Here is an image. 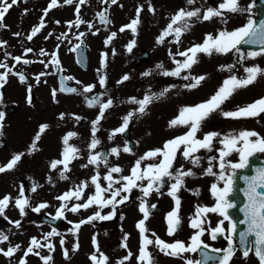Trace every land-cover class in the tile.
<instances>
[{"label": "rangeland", "instance_id": "374dc122", "mask_svg": "<svg viewBox=\"0 0 264 264\" xmlns=\"http://www.w3.org/2000/svg\"><path fill=\"white\" fill-rule=\"evenodd\" d=\"M44 1L39 0V3L41 4ZM219 1L223 2V0ZM253 4L254 0H239V5L245 9V13H225L223 18L215 17L203 22L200 19L192 18L189 21L191 27L181 36V39L186 41L181 48L190 42H198L197 45L202 44L206 35L216 37L220 31L231 32L245 26L248 20L253 18L254 6L250 10L248 9V6ZM31 5L28 7H14L3 22L5 27L0 30V44L3 45V47H0V62L11 68L12 72L17 73V75L7 74L6 82L3 85L4 94H0V112L5 114L4 120L0 122L2 124V127H0V166H5L14 155L23 153L21 161L13 170L0 173V199L5 196L11 197L9 207L5 212L7 219L0 217V232L9 237L8 241L0 243V250L7 251L9 247L20 246L11 258L0 254V264H19L21 259H24L26 264H43L41 257L49 255H51L49 264H90L87 259L90 260L89 257L94 254L99 258L102 252L107 254V264H118V261L123 260L129 252L134 250L139 234L136 228L139 220H132L134 219L135 210L132 203H125L116 207L112 220H98L91 224L82 225L75 236L72 234V224L79 223L81 220L93 215L98 210L95 205L87 210L81 209L75 214L65 210L63 223L58 227L38 221V215L56 214L57 209L61 206V201L57 197L70 190H75L81 183L87 185L83 191L82 199L77 201L73 198L65 203L69 207L76 203H84L88 196L95 194V186L91 185V178L95 175L99 176L98 182L101 187L107 188V181L103 177L108 174L110 167L118 166L122 169V172L112 174L114 180H121L120 184L117 186L114 184L113 187L120 188L123 185L121 178L130 176L131 165L133 162L136 163V160L131 159L133 157L139 159L138 157L135 158V155L146 152L150 147L159 146V142L152 139L153 135L148 136L150 133L159 131L163 136L168 137L180 131L178 127L181 126L169 127V116L174 110H181L179 109L180 106L183 108L192 107L206 102L222 86L224 80L232 76L238 79L245 78L247 74L244 70L247 67L258 66L260 69H264V55L249 59L247 54L256 51L247 50H233L225 55L214 53L211 56H206L199 54V62L190 70L182 71L180 77L184 75L190 77L203 75L206 79L197 88L189 90L185 86L189 85L192 82L191 80H183L174 76L145 79L143 76V73L147 72L148 69L154 68V76H157L159 70L156 66L158 64L163 65L165 71H174L171 68L168 54H166L168 50L174 48L173 42H167V50L159 48L156 56L161 59L160 62L157 60L151 65L140 64L136 66L129 60V55L125 52L127 50L126 37L119 35L115 45L109 43L106 46L101 41L89 43L88 33H85L87 36L84 42L88 43L90 52V64L87 70L78 68L70 60L68 52H65L67 50H62L64 70L70 75L69 77H72L70 81L76 83L79 87V91L75 93H64L59 90L51 69L47 70L45 68V64L49 60L47 57L50 50L47 44V32H40L31 41L26 38L31 34L27 31L28 26L35 21V18L28 21L25 15V12L28 15L31 14ZM171 18V16L167 17L166 25L171 22ZM118 20H115V24H118ZM177 26L179 25H175L174 28ZM16 33H19V35H14ZM59 38L56 41L62 39ZM90 39L96 40L94 37ZM61 42L63 43L62 40ZM51 43L52 47L55 40ZM63 45L66 44L63 43ZM140 45L135 48L137 51ZM27 49H32V51L25 55ZM41 50L47 55H41ZM137 51L134 50V52ZM100 53H103L105 58L106 66L103 69L101 68ZM178 53L177 56H180ZM15 57L33 61V63L27 65L17 64ZM182 58L184 59V57ZM40 61H43V63H40ZM5 73L6 69L0 68V74ZM21 73L25 77L24 83L19 80V74ZM41 73H44V75H41ZM105 73L108 74V78L105 79V86L101 88L99 79ZM124 75H128L129 79L123 83H118ZM37 76H40L39 82L35 79ZM89 85L94 86L93 91L83 93V87ZM29 89H31L30 93L33 94L31 103L28 102ZM165 89L169 90L163 96H160V93L164 92ZM54 90L56 92L55 98L52 95ZM150 94L157 97L150 107L151 112L154 108L156 112L166 115V120H164L165 118L160 120L157 116L151 120V116L147 114L149 108L144 114H139V106L128 102L129 98L141 100L145 95L150 96ZM93 96H101L100 103H105L108 99L113 101V106L105 111L104 117L96 126L98 129L100 128V131L96 132L95 137L92 135V123L99 115V104L93 107L87 106V99ZM261 98H264V75L259 76L256 82L248 87L236 90L222 105V111H236ZM6 105L14 107L15 111L5 112ZM129 112L134 113L130 120L133 127L131 136L137 144L136 150L132 151L130 149V153H125L123 148L127 145L123 133H118L112 138H110V134L123 125V118ZM61 114H63V119L60 118ZM261 115L255 118L234 120L226 119L219 112H216L202 123L197 136L202 140V136L208 133H220L222 136H227L229 133L237 134L240 131L249 130L255 131L261 137H264V118H261ZM77 117L80 119H76ZM41 125H47V129L41 134V138L37 142L38 150L31 151V154H29L30 146ZM68 133H75L76 135L69 139L68 145H65L64 137ZM155 137L159 138L158 134ZM93 139L98 140L99 144L96 149L90 150ZM65 147L76 148L78 158L73 159L69 164L70 171L65 173L68 179L62 180L60 179V172L63 170V166L58 165L56 170H51L50 164L54 160L59 161L62 159ZM112 148L118 149V156L111 154ZM212 148L211 152L200 150L195 153L196 156L200 157L199 166L193 167L197 169V172L194 177L185 178L184 186L179 191L183 198L182 212L179 216L184 221L183 229L185 230L189 227L185 223L190 220V212L196 210L194 202L199 207L214 206V198L207 187L213 183H216L218 187H223V182L217 179L220 171L218 153L222 149L219 138L213 141ZM102 151L107 156L106 164L103 160L95 165L88 164L90 154H101ZM262 156H264V153H262ZM179 158L178 156L177 160ZM210 158H215L211 164L209 163ZM226 160L230 163L239 162L236 153L227 157ZM150 162L154 163V161L141 162V168ZM209 167L212 168L214 175H204ZM180 168H182L181 165L174 166L173 171ZM140 183L144 185L143 181ZM171 183H174V181H166L164 185L168 187ZM21 186H23L24 198L29 200V207L25 209L24 216H21L19 210L15 207V200L20 198ZM33 187H36L35 192L31 191ZM197 190L199 194H195ZM121 195L125 194L121 193ZM105 197L110 198L109 193H105ZM139 197V192H136L134 201L141 200ZM41 203H46L49 207L42 209L39 213L33 212L32 208ZM160 203L161 201L157 197H151L147 202V206L160 205ZM139 204L136 205V208L139 207ZM168 207L169 204L160 206L152 217L160 218ZM111 211L110 206L104 208L101 214L107 215ZM138 213L139 215H135L136 218L138 216L143 217L140 211ZM216 216L220 217L217 214L209 213L206 218L214 220ZM8 220L20 221L21 226L19 228L13 227L12 224L8 223ZM147 227L151 229L152 225L150 224ZM53 229H56L60 235L45 241V235ZM126 234L128 240L124 241L123 237ZM93 236L96 237L98 242L99 252L93 247ZM177 236H181V234H176ZM32 238L39 241L43 247L37 250L39 255L24 256V252L30 246ZM61 239L65 242L63 247L60 244ZM48 242L53 245L51 252L46 246ZM122 242L127 244V248H118V244ZM75 244L79 245V249L73 252L72 249ZM65 251L68 252V259H65ZM157 254L154 255L158 258V260H155V264H162L163 260L159 259L160 253ZM251 258L252 256L249 254L246 261L242 262L241 259L243 258L237 255L230 264H250L251 260L254 261ZM135 261L134 257L131 256L124 261V264H135Z\"/></svg>", "mask_w": 264, "mask_h": 264}, {"label": "snow or ice", "instance_id": "6c2138e0", "mask_svg": "<svg viewBox=\"0 0 264 264\" xmlns=\"http://www.w3.org/2000/svg\"><path fill=\"white\" fill-rule=\"evenodd\" d=\"M87 0H79L76 4V15L77 19L68 24V27H79L82 23H84L80 17V6L85 4ZM104 3H107V0H103ZM18 3V0H11L9 3L8 0H0V28L5 27L3 24V20L5 15L9 12V10ZM65 4L72 5L74 0H64ZM112 4L117 3V0H111ZM195 3V0H187L188 5H192ZM60 6L58 4V0H50L48 8L45 10L44 15L48 14V11L52 10L55 7ZM253 5H249L248 9L250 10ZM142 9L137 8V16L133 19L128 25L122 26L119 31L124 32L126 30H131L133 35L137 33V28L140 23V13ZM149 11H153L150 7ZM245 9L241 8L239 5V0H223V2L218 5L216 8L209 7L206 11L203 12L201 17L200 9L186 11L184 9L179 10L172 18L171 22L167 25L166 30L161 34L157 39V44H160L164 41V39L169 35L175 36V42H179L180 37L186 32L190 27L189 21L192 18L200 19L203 21H209L215 17L223 18L225 13L235 14V13H243ZM98 18L101 23L108 24L110 21L107 16L103 12L98 14ZM58 23V22H57ZM181 24V26L175 25ZM45 27L43 19H41L39 26L34 27L26 38L31 41L40 31ZM89 29L93 27L92 24L88 25ZM93 35L96 33L93 32ZM14 35H19L16 33ZM51 35V34H49ZM66 35V34H65ZM85 35L84 33H80L75 39L80 40V37ZM116 33H112L105 40V45L107 46L110 41L115 39ZM58 39H60L58 37ZM241 44L244 45H257L260 48V51L250 52L247 54V58L255 59L257 56L264 55V20H261L257 25L255 21L252 19L248 20V23L245 26H242L239 29L233 30L231 32L228 31H220L216 37L212 35H206L204 41L200 45H194L193 47L187 49L184 52H179L178 55L184 57L182 63L173 60V63L177 65L174 71H162V75L164 76H174L180 77L182 71L190 70L194 65H196L198 60V55L203 54L206 56H211L215 54H228L233 50H238ZM135 46V40L131 41L127 45V51L130 53ZM0 47H3L0 44ZM81 45L77 44L72 51H76L80 49ZM32 49H27L26 53H30ZM41 55H47L43 50H41ZM171 55V53H170ZM17 64H30L33 61L22 60L20 57L14 58ZM43 63V61H40ZM53 65H57L59 62L56 59V54H52ZM47 64L45 67L47 68ZM105 58L104 54H101V68L105 67ZM158 69H162L163 65L158 64L156 66ZM0 68L6 69L5 74H0V87H3L4 83L7 79V74L17 75V73L12 72V69L9 68L6 64L0 62ZM245 73L247 74L245 78L238 79L235 76L230 77L223 81L221 87L218 88L216 93L212 95L206 102L198 104L192 107H184L180 110L178 116L169 122V127H185L188 130L182 136L176 137L172 140L166 141L161 149H155L147 152L142 158L138 159L131 169V175L127 177H122L123 185L120 188H114V184H120L121 180H114V173L122 172V169L118 166L110 167L108 170V174L103 177L105 181H107V188L101 187L99 181V176L95 175L91 178V185L95 186V194L88 196L84 203H76L71 207L68 206L66 201L72 200L73 198L77 201H80L83 197V191L87 187L85 183H81L75 190H70L67 193L57 197L58 200L61 201V206L57 209L55 216L52 219L55 221L57 219L64 218L65 210L77 213L81 209L87 210L94 205L98 208V210L91 216H89L85 220H81L79 223L72 224V234L75 236L79 229L84 224H91L94 221H109L114 218L115 209L119 205L125 204L128 199L131 191L134 188L139 187V190L143 193L141 197V202L139 204V211L142 214L143 218L139 220L136 224V228L140 235V247L139 254L137 256V264H155V261L148 251L150 246H155L160 252H162L166 256L173 257H183L184 253H196L201 252L202 249H208L209 251L215 253H222L219 256H208L206 253L201 252L204 257V261L207 260H219V264H230L231 258L235 254L236 245L234 243L233 236L236 233V224L229 218V210L236 207V205L229 201V197L233 194V185H234V177L236 175V170L244 169L247 167L249 158L254 156L256 153H264V137H261L259 133L255 131L243 130L237 134L229 133L227 136H222L220 133H208L205 134L203 139L197 138V133L200 130L202 123L209 118V116L213 113L219 112L226 119H248L255 118L264 114V98L254 101L253 103L239 108L236 111H222V105L234 94V92L240 88L248 87L249 85L256 82L259 76L264 75V69H260L258 66L255 67H247L245 68ZM44 75V73H41ZM144 76L150 75V72H144ZM183 80H191L192 82L189 85H186L189 90L197 88L202 81L206 79L205 76L201 75L199 77H190L189 75H184L180 77ZM37 82L40 80V76L35 77ZM66 79L71 80L72 77H67ZM129 79L128 75H124L118 83H123ZM19 80L21 83L25 82V77L21 73L19 74ZM105 78L103 75L100 76L99 84L101 88L105 86ZM79 83V82H77ZM94 86L89 85L83 87V93H91L93 91ZM60 90L63 92L65 88L63 83L61 84ZM169 89H165L164 92L160 93V96H163ZM29 93L31 89L28 90ZM67 92L75 93L76 89L68 88ZM55 98L56 92L55 90L52 93ZM157 97L145 95L143 99L137 100L136 98H129V103L137 104L139 114H144L148 105ZM101 96H93L90 99H87V106L93 107L94 105L99 104V115L97 119L92 123V135L95 137L97 131V125L100 120L104 117L105 111L113 106V101L108 99L105 103H100ZM28 102L31 103V97L29 96ZM4 113L0 112V122L4 120ZM134 116L133 112H129L123 118V125L114 130L110 134V138L114 137L118 133H124L129 125L130 120ZM61 119H63V114H61ZM76 119H80L77 117ZM2 127V124H0ZM47 129V125H41L37 135L35 136L32 145L30 146V152L38 150L37 142L41 138V134L45 132ZM75 133H68L67 136L64 137V144L68 145V141L70 138L74 137ZM219 138V142L222 146V149L219 151V175L217 176L218 181L223 182V187H218L216 183L211 185V194L214 198V206L212 207H197L195 210V214L193 218H190L189 226L195 230V234L191 237L190 243L186 246L183 242L177 241L175 243H166L162 241L159 237H156L154 240L150 239L146 233L149 230L146 228V221L149 219L150 210L149 206L146 205L145 199L149 197L153 192L160 193L161 188L164 186L166 181H174L171 183L167 195L172 198L174 201V208L171 212L167 213L165 217L166 225H167V235L173 236L179 229L181 224V219L179 216V205L180 201L177 198V192L183 186L185 182V178L194 177V173L191 170H184L182 168L175 169L173 171V165L177 158V153H180L185 160L189 161L193 167H198L200 164V157L196 156L200 150H207L211 152L213 150L212 144L213 141ZM99 141L93 139L90 144V150H94L97 148ZM181 148L183 151L181 152ZM77 149L74 147H65L62 153V159L59 161H52L50 164L51 170H56L58 165L63 166V170L60 172V179H68L65 173L70 171L69 164L73 159L78 158L76 156ZM123 152L130 153L131 150L129 147L125 146L123 148ZM233 153H236L239 158L238 163H230L226 160L227 157L231 156ZM111 154L114 156H118L119 152L117 148L111 149ZM23 153L16 154L12 157V159L5 165L0 166V173H4L6 171L13 170L17 164L21 161ZM157 157H160L158 163L150 164L147 167L141 169V161L142 160H155ZM215 158H210L209 163H212V160ZM101 160L106 164L107 156L103 154H90L88 164L95 165ZM211 167L206 169L204 175H214ZM247 183V188L245 190V196L247 203L241 209V212L244 215V219L240 221V223L246 225V230L239 233V244L241 246L243 257L245 259L248 258L250 252H252L259 264H264V191H258V189H264V169L257 170V174L252 178H245ZM147 181L146 185H143L139 182ZM31 191L35 192L36 187H33ZM105 193H109L110 198L105 197ZM124 193L125 195H121ZM195 194H199V191ZM119 198V199H117ZM11 197L5 196L0 199V217L7 219L5 212L9 207V202ZM112 211L107 215H102L101 212L104 208L110 207ZM15 207L19 210L20 215H25V209L29 207V200L24 198V190L23 186H21L20 190V198L15 200ZM49 207L46 203H41L37 207L32 208L33 212L39 213L42 209ZM151 209H155L156 205H151ZM214 213L223 219L217 224V226L213 228H209L208 232L210 234V238L215 241L216 238L220 235L225 234V229L222 227L224 221H228L227 234L225 239L227 240V248L225 249H209V246L204 244L201 240V237L205 234L203 225L207 223L206 217L207 214ZM123 219V217H121ZM9 224H12L13 227L19 228L21 226L20 221H11L8 220ZM60 233L53 229L50 233L45 235V241H48L51 237L59 236ZM151 236L155 237V233H150ZM249 237H253L254 239L251 242V245L245 247L246 242ZM9 237L5 235L3 232H0V243L8 241ZM124 241L128 240L127 234L123 237ZM93 247L99 252L98 244L96 237L93 236ZM64 240H60V244L63 247ZM49 252L53 250V245L51 243L46 244ZM19 245L15 247H9L7 251L0 250V254L5 257L11 258L16 251L19 249ZM43 246L39 241L35 238H32L30 241V246L24 252V256L28 255H39V249ZM121 247L127 248V244H121ZM79 245H73L72 251H78ZM131 252L128 253V256L124 257L123 260L118 261V264H124V261L131 257ZM65 259H68V252H64ZM90 260L93 264H107V257L102 253L99 256L91 255ZM43 264H49L51 260V255L47 257H41ZM19 264H26L24 259H21ZM185 264H201V261H191L185 259Z\"/></svg>", "mask_w": 264, "mask_h": 264}, {"label": "flooded vegetation", "instance_id": "af4514ba", "mask_svg": "<svg viewBox=\"0 0 264 264\" xmlns=\"http://www.w3.org/2000/svg\"><path fill=\"white\" fill-rule=\"evenodd\" d=\"M8 2L10 3L11 0H8ZM78 2H79V0H74V3L72 5H68V4L64 3V0H58V4L60 6L55 7L52 10L48 11V14L45 16L44 12L48 8L50 0H45L41 4L39 3V0H18V3L16 5H14L4 17V20H5L6 17L9 16L11 10L14 7H17V6L28 7L31 5V3H33V5H31L32 8L30 9L31 14L28 15V13L25 12V15L27 16L28 21L35 18V21L33 23H30V25L28 26L27 31L31 32L34 27L39 26L41 19H43L45 27H43L40 32H47L46 33L47 34L46 37H48V43L47 44L50 48L49 55L47 57L49 59V60H47L48 66H47V68L46 67L45 68L47 70L51 69L52 75L55 77V80L58 83L59 90H60L61 86H60V83L58 81L56 71H58V72L60 71L66 78L70 76L64 70L63 56L61 54L62 50L63 51L67 50L65 52H68V54L70 55V60L81 70H87L89 67V64H90L89 46H88V43L86 44L84 42V39L87 35L81 36L80 40L75 39V37L78 36L80 33H84V34L88 33V38H89L88 42L89 43L96 42V41H99V42L101 41L102 43H105V40L112 33H116V37H115V39H113L112 41L109 42L110 44L113 43L115 45L116 39H118L117 37H119V35L127 38L126 47L131 41L135 40V46L133 47L132 51L129 53L126 50L125 52L129 55L128 56L129 60L132 63H134L136 66H138L140 64L151 65L154 63V61L157 62V60L160 62L161 59H158L156 56L159 48H163L164 50L165 49L167 50V47H166L167 42H173L174 48L168 50V53H166V54H168V59L170 60L171 68L173 70H175L177 65L173 63V60L178 61L180 63H182L184 60L182 58V56H177V53L179 52V50H180V52H184L187 49L193 47L194 45H197L198 42H195V43L190 42L186 46H184L183 47L184 49H183L181 47L183 44L186 43V41L185 40L183 41L180 37V40L177 43V42H175V36L169 35L164 39V41L162 43L157 44L158 37H160L161 34L167 28V25H166V22L168 20L167 17H170V16L173 17L181 9L188 10V11L200 9L201 16H202L203 12L206 11L209 7L216 8L218 5L221 4V2L219 0H195V3L192 5H188L187 0H117V3H115V4H112L111 0H107V3H104L103 0H87V2L85 4L80 6V13H79V17L84 23H82L78 28L77 27L69 28L68 24L77 19L75 6ZM176 3H178V4L175 5ZM253 6H254V4H253ZM150 7L153 9V11H149ZM137 8L142 9V11L140 13V17H139L140 23H139V26L137 28V33L135 35H133L131 30H126L124 32H120L119 29L122 26L128 25L133 19L136 18ZM185 8H187V9H185ZM253 10H254L253 15H254L255 14V7L253 8ZM32 11H33V13H32ZM101 12H103L105 14V16H107L110 23H108V24L101 23L100 19L98 18V14ZM244 13H245V11H244ZM116 18L119 19L118 24H115V22H116L115 20H117ZM157 18H158V20H157ZM4 20H3V22H4ZM89 24L93 25L91 30L88 27ZM178 25L181 26V24H178ZM2 28H0V30H2ZM93 32H95L96 34L93 35L92 34ZM49 34H51V35H49ZM58 37L62 38L61 40L63 41V43L66 44L65 46L63 45L61 40L56 41V39ZM91 37L96 38V40H91L90 39ZM54 40H55V43H53V45L51 47V44H52L51 41H54ZM97 43H96V45H97ZM77 44H80L81 48L77 49L76 51H72V49L75 48V46ZM140 44H142V45H140ZM138 45H140V48L137 51L135 48ZM134 50L137 52H134ZM53 53L56 54V59L59 62L55 66L53 65V63H51ZM170 53H171V55H170ZM85 54L87 55V58H88V66H87V68L84 69L79 65L77 60L79 58H82ZM100 55H101V53L99 54V57H100ZM154 69H148L147 72H150V75H148V76L143 75L144 78L145 79H150V78L160 79L162 77H164V78L166 77V76L161 74L162 71H165L164 67L162 69H158L159 73L157 74V76H154L155 75ZM104 78L105 79L108 78L107 73L104 74ZM67 84L69 86H76V92L79 91V87L76 83H73L70 80H68ZM63 92L69 93L67 91H63ZM30 96H31V98H33L32 93H30ZM150 96H153V94H150ZM153 103H154V100L146 108V111L149 108V110L147 111V114L151 116V120L153 118H155L156 116L160 120H163L166 117V115H162L160 112H156V110L154 108L151 112L150 107L152 106ZM182 108L183 107L180 106L179 109H182ZM179 112H180V110H177V111L174 110L173 113L170 114V116H169L170 119L168 118L169 119L168 121L170 122L171 120L176 118L178 116ZM263 115L264 114L261 115V118H264V117H262ZM164 120H166V118ZM84 121L86 122L85 119H84ZM159 122H161V121H159ZM132 129H133V127H132V124L130 122L127 130L123 133V136L126 140L127 147H129L128 145H130L129 148L132 151H134V150H136L137 142L131 136V130ZM178 130H180V131H178V132H176L173 135L168 136V137L163 136V134L160 133L159 131H156L154 133H150L148 136L151 137L153 135L152 139L159 142V146L158 147H150L147 149L146 152H140V154L135 153V154H137V155H135V158L138 157L140 159L149 151H152L155 149H161L166 141H169V140H172L176 137L184 135L186 133L187 129L186 128L183 129L182 127H178ZM99 131H100V128L99 129L97 128L96 132H99ZM156 134H158L159 138L155 137ZM203 137H204V135L202 136V139H203ZM197 138H198V136H197ZM182 151H183V148H181V152ZM101 154L106 155V153L103 151L101 152ZM178 156L180 157L179 160H177ZM177 158L175 160L173 167L181 165L182 169L184 168V170H191L194 174L197 172V169L193 168V165L189 161L185 160L184 157L180 153H177ZM160 159H161L160 157H157L155 160H142L141 162L154 161V163L150 162L149 164H145L144 166H142L141 169L147 167L150 164L158 163ZM131 160L137 161L138 159H134V157H133ZM134 165H135V163L133 162V164L131 165V169L133 168ZM131 169H130V175H131ZM185 181H186V179H185ZM143 182H144V185L147 184V181H143ZM117 185L118 184H116L115 186H117ZM183 186H184V184H183ZM169 190H170L169 186L165 187V185H164V187L161 188L160 193L153 192L149 197H147L145 199L146 205H147V202H149V199L151 197H157L159 199V201H161L160 205L154 204V205H156L155 209H151L149 206L150 216H149V219L146 221V228L149 229L150 232L146 233V235H148L149 238L153 239V240L156 237H159L162 241L169 243V244L180 241V242H183L187 246L190 243L191 237L195 234V230H193L189 226L190 220H187V222L185 223L187 226H189L187 230L183 229L184 221L181 220V224L179 226L178 231L173 236L167 235V225H166L165 217H166L167 213L171 212L174 208V201L172 200V198L170 196L167 195ZM207 190H209V192L211 191L210 185L207 187ZM179 191L177 192L176 195L180 201V205H179V214H180L182 212L183 198L180 195ZM136 192H139V194H140L139 198H141L143 196V193L139 190V187L134 188L131 191V193L128 194L129 199L126 203H128V204L132 203L133 206H135V210H134V214H133L134 219H132V220H141L143 217H140V216H138L137 218L135 217L136 214L139 215V213H138L139 207L138 208H136V207L138 206L137 204L141 202V200H139L138 202L134 201V196H135ZM167 204H169V207H168V209H166L162 213L160 218L159 217H157V218L152 217V215L155 213L156 210L159 209L160 206H166ZM193 204L196 205L195 206V209H196L198 205L196 204V202H194ZM191 208H192V206H191ZM194 214H195V211H191L190 212V216H191L190 218H193ZM216 218H217V220H215ZM216 218H214V220H208L206 218L207 223H205L203 225L205 234L201 237V240L203 241L204 244L209 246V249H225L228 246L227 240L225 239V236L227 234L228 221H224V223L222 225V227L225 229V234L218 236L215 241H213L210 238V234L208 232L209 228L214 229L217 226V224L223 219L222 217H217V216H216ZM150 224L152 225L151 229H150V227H147ZM153 225H155V226H153ZM150 233H155V237L151 236ZM176 234H181V236L176 237ZM234 243L236 244L235 239H234ZM97 244H98V242H97ZM121 244L122 243L118 244V248H123V247H121ZM139 247H140V235L138 234L136 247L134 248L133 251H131V254H132L131 256L134 257V259L136 260L134 262L135 264H137V256L139 254ZM148 251L151 253L154 261L158 260V258L155 257L154 255H158L157 253L159 252L160 253L159 259L163 260L162 264H169L170 262H171V264H185V259L191 260V261H201V264H215V263L219 264L218 259L204 261V257L201 254V252H204L209 256L207 249H202L201 252H196V253H184L183 257L166 256L162 252H160L155 246H150L148 248ZM102 254L107 257L106 253L102 252ZM237 255H240L243 258V259H241L242 262L246 261V259H244V257H243L242 249L237 246L235 254L231 258L230 263L232 261H234V258ZM250 255L252 256V258L255 261V263H253L254 261L251 260L252 262L250 264H259V261L257 260L256 256L252 252H250ZM86 259H87V256H86ZM88 262L90 264H93L92 261H88Z\"/></svg>", "mask_w": 264, "mask_h": 264}, {"label": "water", "instance_id": "95a60500", "mask_svg": "<svg viewBox=\"0 0 264 264\" xmlns=\"http://www.w3.org/2000/svg\"><path fill=\"white\" fill-rule=\"evenodd\" d=\"M254 6H255V14L253 17V21H255L256 24L258 25L261 20H264V0H255ZM238 49L260 51V48L257 45L241 44ZM77 61L83 68H86L88 66V58L86 54L82 58H79ZM58 76H59L60 84L63 83L65 90H67L68 88L76 89L75 86H68V84H66V79L62 77L61 74H58ZM6 111L9 113L15 111V108L11 106H7ZM128 146L130 147V145ZM259 169H264V159H262L258 155H254L249 158L247 167H245L244 169L236 170V175L234 177L233 194L229 197V201L236 205L235 208L229 210V218L232 219L233 223L236 224V233L234 234V238L236 240V244H235L236 247L238 246L241 248L239 244V233L246 230V225L240 223V221L244 219V215L241 212V209L247 203L245 196L247 183L245 178L248 179L252 178L257 174V170ZM258 191H264V189H258ZM38 221L52 226H58L60 222H62L61 219H57L54 221L52 217L47 216L45 214H39ZM253 239H254L253 237H249L248 241L245 244V247L250 246ZM207 251L209 253V256L222 255V253H215L209 251L208 249Z\"/></svg>", "mask_w": 264, "mask_h": 264}]
</instances>
